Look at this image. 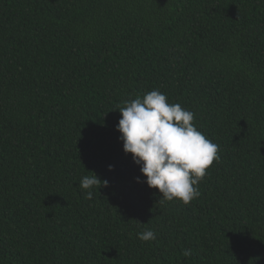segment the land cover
<instances>
[{"label": "trees", "instance_id": "obj_1", "mask_svg": "<svg viewBox=\"0 0 264 264\" xmlns=\"http://www.w3.org/2000/svg\"><path fill=\"white\" fill-rule=\"evenodd\" d=\"M152 90L219 145L188 204L119 139ZM0 264H264V0H0Z\"/></svg>", "mask_w": 264, "mask_h": 264}, {"label": "clouds", "instance_id": "obj_2", "mask_svg": "<svg viewBox=\"0 0 264 264\" xmlns=\"http://www.w3.org/2000/svg\"><path fill=\"white\" fill-rule=\"evenodd\" d=\"M116 129L121 133L125 154H131L139 166L149 188L162 194L159 202L173 201L184 204L200 196L199 182L206 170L219 161V145L199 131L194 113L178 103H169L166 94L152 90L135 99L123 102ZM112 166H109L111 170ZM137 182H141L137 177ZM107 186L96 174L83 176L78 184L86 191V199L93 198L95 187ZM142 242L156 240V233L146 229L137 234ZM182 255L190 257L191 249H183Z\"/></svg>", "mask_w": 264, "mask_h": 264}]
</instances>
